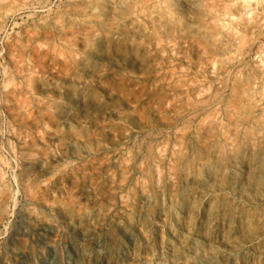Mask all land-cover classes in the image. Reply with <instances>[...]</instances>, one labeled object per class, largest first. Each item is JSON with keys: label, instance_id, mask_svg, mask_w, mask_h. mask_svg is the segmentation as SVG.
I'll list each match as a JSON object with an SVG mask.
<instances>
[{"label": "rangeland", "instance_id": "374dc122", "mask_svg": "<svg viewBox=\"0 0 264 264\" xmlns=\"http://www.w3.org/2000/svg\"><path fill=\"white\" fill-rule=\"evenodd\" d=\"M152 1L0 0V264H264V19Z\"/></svg>", "mask_w": 264, "mask_h": 264}, {"label": "bare ground", "instance_id": "6f19581e", "mask_svg": "<svg viewBox=\"0 0 264 264\" xmlns=\"http://www.w3.org/2000/svg\"><path fill=\"white\" fill-rule=\"evenodd\" d=\"M2 1V0H1ZM202 1V0H201ZM234 1V8L229 9V12L224 11H218V19L219 21L215 20L213 23L207 26H202L200 30V34L203 38V42L205 45L210 46L215 43V40H224L228 42H233L235 44H239V47L236 45L237 48L243 47L245 44L243 41H241V37L237 32L238 26H240L241 23L245 22V19L248 17L249 14H254V17H251V20H262L264 19V0H233ZM223 2H225L223 0ZM87 3V2H86ZM164 3V2H163ZM222 3V2H221ZM227 3V2H226ZM138 4V3H137ZM161 2L159 0H153L151 2V6L155 9L156 15L159 18H167L169 16L168 10L166 7L161 6ZM215 4V3H214ZM134 6V5H133ZM217 6V5H216ZM79 8V7H78ZM215 8V7H214ZM225 8V7H224ZM92 9V8H91ZM10 10V9H9ZM231 10V11H230ZM83 11V10H81ZM142 11V9H141ZM144 11V10H143ZM170 12V11H169ZM81 13V12H80ZM154 13V12H153ZM135 14V13H134ZM89 15V14H88ZM151 15V14H150ZM124 16V15H123ZM97 17V16H96ZM138 17V16H137ZM217 17V16H216ZM56 22L59 21V16H56ZM70 18V17H69ZM98 18V17H97ZM43 19V18H42ZM67 19V18H66ZM76 19V18H75ZM88 19V18H87ZM140 19V18H139ZM38 20V19H37ZM80 21V20H79ZM90 21V20H89ZM155 21V20H154ZM142 22V21H141ZM248 22V18H247ZM208 23V22H207ZM87 24V23H85ZM60 25V24H59ZM98 25V24H97ZM262 25V23H261ZM68 26L69 22H68ZM67 26V27H68ZM72 26V24H71ZM66 27V28H67ZM255 27V26H254ZM244 28V27H243ZM242 28V29H243ZM65 30V29H64ZM68 30V29H67ZM71 30V29H70ZM188 30V29H187ZM70 32V31H69ZM32 33V32H31ZM249 35V34H248ZM250 36V35H249ZM244 37V36H243ZM258 39V38H257ZM262 40V39H261ZM252 42V41H251ZM251 44V43H250ZM201 47V46H200ZM222 49V48H221ZM237 51V50H236ZM221 52L224 54L225 50H221ZM242 50H238L235 54L228 56L225 58V62L227 63H233L237 61L241 57ZM252 54V53H251ZM254 59L255 63L257 65L258 71L260 72L261 76H264V51L262 50H256L254 52ZM222 58V57H221ZM222 60V59H221ZM221 65V64H220ZM170 71V70H169ZM171 72V71H170ZM169 72V73H170ZM177 72V71H176ZM175 72V73H176ZM179 73V72H178ZM177 73V74H178ZM171 75V74H170ZM214 75V74H213ZM222 76V75H221ZM202 77V76H201ZM225 77V76H223ZM227 77V76H226ZM253 77V76H252ZM242 74L237 72L234 75V79L237 83V94L239 95L237 104L240 105V110H242L246 114V121H249L252 119V112L256 109H261L264 107V96L260 94L259 98L255 101L252 100L251 94V87L250 84L242 85L241 83ZM250 78V77H248ZM196 79V78H195ZM199 79V78H198ZM247 79V78H246ZM245 79V80H246ZM250 78V82L251 83ZM253 80V79H252ZM211 83V82H210ZM247 83V81H245ZM200 84V83H199ZM179 85V84H178ZM186 86V85H185ZM236 87V86H235ZM232 89V88H231ZM198 90V89H197ZM189 92V91H188ZM205 92V91H203ZM186 93V92H185ZM236 104V105H237ZM188 106V105H187ZM217 107V106H216ZM238 108V107H237ZM236 109V108H235ZM197 111V110H196ZM213 111V110H212ZM257 111V110H256ZM259 111V110H258ZM237 112V111H236ZM231 113V112H230ZM229 113V114H230ZM235 112H232L231 116H233ZM206 114V113H205ZM236 114V113H235ZM211 115V114H210ZM226 115V114H225ZM264 115V114H263ZM221 116V115H220ZM226 117V116H225ZM232 118V117H231ZM198 120V119H197ZM208 120V119H207ZM253 120V119H252ZM196 121V120H195ZM254 121V120H253ZM210 122V121H209ZM208 124V123H207ZM217 126V125H216ZM239 126V125H238ZM237 128V127H236ZM256 130V129H255ZM248 133L251 134V130L248 129ZM28 179V177H27Z\"/></svg>", "mask_w": 264, "mask_h": 264}]
</instances>
